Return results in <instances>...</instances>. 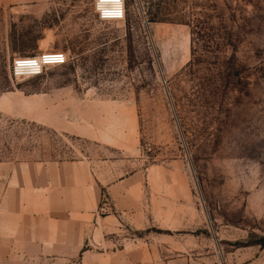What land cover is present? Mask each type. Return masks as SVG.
<instances>
[{
  "label": "rangeland",
  "instance_id": "obj_1",
  "mask_svg": "<svg viewBox=\"0 0 264 264\" xmlns=\"http://www.w3.org/2000/svg\"><path fill=\"white\" fill-rule=\"evenodd\" d=\"M26 1L0 0V190L42 169L52 216H37L33 264H60L68 164L95 202L81 256L160 219L195 242V264H264V0H127L119 23L99 22L94 0ZM42 52L68 63L14 76Z\"/></svg>",
  "mask_w": 264,
  "mask_h": 264
},
{
  "label": "crops",
  "instance_id": "obj_2",
  "mask_svg": "<svg viewBox=\"0 0 264 264\" xmlns=\"http://www.w3.org/2000/svg\"><path fill=\"white\" fill-rule=\"evenodd\" d=\"M31 1L27 0L26 2ZM39 1V0H37ZM42 167V166H39ZM44 168V192L47 185V172ZM56 170L59 167H55ZM62 170L65 166L60 167ZM84 167L77 164L66 165V174L69 179L68 197L66 202L67 217L66 229L62 230L60 246L62 256L60 264H195L197 251L190 247L189 236H178V231L169 226L160 225L163 220L155 219L152 224H147L142 230L150 227L156 228L159 233H147L143 238L126 237L119 247L105 250V253L87 254L81 256V249L86 243L85 216L88 211H93L95 202H86L83 198V187L78 181L84 177ZM41 168L37 165L17 169L13 172L12 183L3 184L0 190V200L3 203V211H0V264H33L37 256V223L38 217L44 219L47 226L51 222V208L47 197L38 193L37 183ZM39 174V175H38ZM13 203V209L5 208L6 201ZM43 200V202H42ZM25 201V202H24ZM42 202V203H41ZM43 204V211H17L16 204ZM169 224V223H168ZM132 229L140 230L132 224ZM97 231V230H96ZM171 232L172 234L164 233ZM42 232L40 246H44L45 254L49 247H53L52 231L47 227ZM109 232H120V227L113 226ZM163 232V233H162ZM176 232V233H175ZM100 244V242H99ZM106 246V243L103 244ZM115 247V245H114Z\"/></svg>",
  "mask_w": 264,
  "mask_h": 264
},
{
  "label": "built area",
  "instance_id": "obj_3",
  "mask_svg": "<svg viewBox=\"0 0 264 264\" xmlns=\"http://www.w3.org/2000/svg\"><path fill=\"white\" fill-rule=\"evenodd\" d=\"M95 15L101 23H119L127 18V0H94ZM67 56L59 52H42L36 56L20 57L13 61L14 76H38L44 70L67 65Z\"/></svg>",
  "mask_w": 264,
  "mask_h": 264
},
{
  "label": "trees",
  "instance_id": "obj_4",
  "mask_svg": "<svg viewBox=\"0 0 264 264\" xmlns=\"http://www.w3.org/2000/svg\"><path fill=\"white\" fill-rule=\"evenodd\" d=\"M260 245H262V246H264V240L263 241H261V243H259Z\"/></svg>",
  "mask_w": 264,
  "mask_h": 264
}]
</instances>
